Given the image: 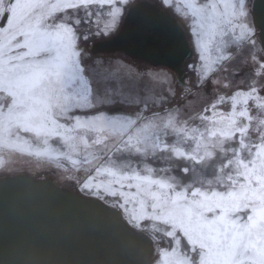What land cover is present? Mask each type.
<instances>
[{
	"label": "snow or ice",
	"instance_id": "obj_1",
	"mask_svg": "<svg viewBox=\"0 0 264 264\" xmlns=\"http://www.w3.org/2000/svg\"><path fill=\"white\" fill-rule=\"evenodd\" d=\"M161 31L189 59L140 47ZM21 141L70 161L145 264H264V18L249 0H0V148Z\"/></svg>",
	"mask_w": 264,
	"mask_h": 264
},
{
	"label": "water",
	"instance_id": "obj_2",
	"mask_svg": "<svg viewBox=\"0 0 264 264\" xmlns=\"http://www.w3.org/2000/svg\"><path fill=\"white\" fill-rule=\"evenodd\" d=\"M251 8L264 18V0ZM163 45H180L189 58L181 32L161 31L140 47ZM146 247L113 211L49 176L0 177V264H145Z\"/></svg>",
	"mask_w": 264,
	"mask_h": 264
},
{
	"label": "rangeland",
	"instance_id": "obj_3",
	"mask_svg": "<svg viewBox=\"0 0 264 264\" xmlns=\"http://www.w3.org/2000/svg\"><path fill=\"white\" fill-rule=\"evenodd\" d=\"M252 1L253 0H249L250 8L252 6ZM117 52L121 55L127 56L128 59H134L140 63L145 62L143 58L133 57L122 50H117ZM205 54L209 58V63L215 59L216 53L212 44H208ZM174 86L177 88L180 87L179 84H175ZM30 145V141H21L16 144L15 147L17 148V151L14 152H7L0 148V159H3L6 162L4 167H0V177L10 176L16 173H28L37 178L49 176L54 182L63 188L81 191L75 177L77 168L73 167L70 161L68 162V168H65L63 161L60 164L53 162L56 159H60L57 152H53L51 157L45 158H37L29 155L30 151L36 150L34 145L31 147ZM69 169H71V171H69ZM81 175L83 174L81 173ZM82 194L88 196V194L84 192H82ZM173 264H175L174 258Z\"/></svg>",
	"mask_w": 264,
	"mask_h": 264
},
{
	"label": "flooded vegetation",
	"instance_id": "obj_4",
	"mask_svg": "<svg viewBox=\"0 0 264 264\" xmlns=\"http://www.w3.org/2000/svg\"><path fill=\"white\" fill-rule=\"evenodd\" d=\"M189 59V58H188ZM187 60V59H186ZM78 192L82 193L81 191L77 190Z\"/></svg>",
	"mask_w": 264,
	"mask_h": 264
},
{
	"label": "trees",
	"instance_id": "obj_5",
	"mask_svg": "<svg viewBox=\"0 0 264 264\" xmlns=\"http://www.w3.org/2000/svg\"><path fill=\"white\" fill-rule=\"evenodd\" d=\"M82 194V193H81ZM82 195H84V194H82Z\"/></svg>",
	"mask_w": 264,
	"mask_h": 264
}]
</instances>
